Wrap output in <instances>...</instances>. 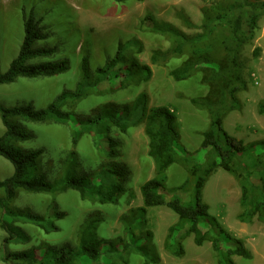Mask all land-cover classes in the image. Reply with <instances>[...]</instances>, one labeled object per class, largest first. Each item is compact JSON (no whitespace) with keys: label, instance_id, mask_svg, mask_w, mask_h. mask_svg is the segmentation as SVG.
Wrapping results in <instances>:
<instances>
[{"label":"trees","instance_id":"obj_1","mask_svg":"<svg viewBox=\"0 0 264 264\" xmlns=\"http://www.w3.org/2000/svg\"><path fill=\"white\" fill-rule=\"evenodd\" d=\"M117 3L129 0H113ZM23 36L6 69L0 64V89L20 80L52 78L68 73L73 64L67 57H58L57 44H49L51 32L43 24L44 14L37 18L35 9L22 10ZM264 17V1L235 0L221 8H205L199 26L186 16L182 21L199 32L187 34L166 22H158L150 14L140 21L142 30L171 41L166 51L154 50L149 63L162 65L172 58H184L170 70L175 82H182L203 71L209 93L193 98L190 103L207 112L208 127L202 135L198 152L203 162L182 149L176 112L168 106H149L147 93L141 91L129 104H104L88 115H76L74 107L91 96H104L130 86H139L152 77L150 64L137 56L143 52L139 40L120 41L114 52L106 55L101 66L91 69L90 58L83 51L77 62L78 76L72 89H63L43 106L32 102L6 104L0 99V158L12 169L0 179V230L4 237L0 244L2 264H127L130 253L142 258L143 264H157L158 256L152 244L153 236L146 231L147 209L165 207L176 216L168 227L163 248L173 257L182 258L184 244L192 238L195 246L209 243L217 257V264H235L233 257L249 260L250 252L243 242L222 227L209 213L202 190L208 177L217 169L230 174L239 185L240 197L237 221L252 223L257 219L264 225V140L245 143L229 135L223 126L225 110L239 107L236 92L245 88L239 74V53L254 39ZM222 51L220 58L215 52ZM255 50L254 55H258ZM221 106V107H220ZM222 107H224L223 110ZM71 109L72 111H67ZM257 113L264 116V99L257 105ZM23 122H50L70 128L73 148L61 163H46L44 147L26 149L23 144L35 140V133ZM142 126L148 139V157L154 166V176L139 186L142 207L132 209L125 217V242H110L97 238L104 217L92 212L84 217L77 229L75 245H52L40 241L31 245L25 226H34L43 235L58 233L65 213L55 196L73 191L80 201L100 205H115L125 191L128 169L120 160V142L114 132L126 134L129 128ZM103 162L90 174L79 168L76 148L84 137ZM180 164L185 177L180 184L167 185V171ZM20 194L50 196L43 213L29 207L17 206ZM27 246L11 250L12 247Z\"/></svg>","mask_w":264,"mask_h":264},{"label":"rangeland","instance_id":"obj_2","mask_svg":"<svg viewBox=\"0 0 264 264\" xmlns=\"http://www.w3.org/2000/svg\"><path fill=\"white\" fill-rule=\"evenodd\" d=\"M264 1V0H249ZM235 0H129L117 3L113 0H0V64L6 69L10 60L18 51L22 36V10L35 9L37 18L44 14L43 24L49 27L51 36L47 43L57 44L58 57H67L73 68L66 74L52 78L20 80L0 89V99L6 104L32 102L43 106L63 89H72L78 76L77 62L83 51L90 58L91 69L101 66L107 54L113 53L117 44L136 39L143 45V52L137 59L146 64L154 50L166 51L171 41L165 37L152 35L140 26L143 17L150 13L158 22H166L187 34L199 32L182 21V16L197 26L202 22L205 8H221ZM259 50L255 56V50ZM222 51L215 52L220 58ZM184 58H172L162 65L150 64L151 79L139 86H130L104 96H91L74 107V113L86 116L89 112L104 104H129L144 91L149 97V106H168L176 112L179 122L178 143L182 149L194 155L198 163L203 162L198 152L202 135L208 127L207 112L194 107L190 100L208 95L209 87L203 71L196 72L182 82H175L169 76L170 70L178 67ZM239 74L245 88L236 92L239 107L224 111L222 116L226 132L245 143L264 140V116L257 113V105L264 99V17L251 43L242 47L239 53ZM221 107V106H220ZM67 111H72L68 109ZM23 125L35 133V140L26 142L23 147L35 149L44 147L46 163H61L73 150L70 143L71 130L64 125L50 122L28 123ZM3 128L0 124V135ZM120 142L119 160L127 166L125 191L115 205H98L91 201H80L73 191L55 196L60 210L65 213L58 233L43 235L34 226H25L31 239V245L47 241L52 245H75L77 229L85 216L100 212L103 223L97 231V238L110 242H125V217L130 210L142 207L139 186L154 176V166L148 157V139L143 127L129 128L126 134L114 132ZM90 137L84 136L76 148L79 168L83 174L98 169L103 158L90 143ZM11 166L0 158V179L10 175ZM167 185L176 186L185 177L184 168L174 164L166 173ZM203 200L209 207V213L216 217L223 228L240 239L251 254L249 260L233 257L235 264H264V225L254 219L252 223L237 221L240 190L235 179L227 172L217 169L208 177L202 190ZM51 200L50 196L20 194L17 206L43 213ZM176 216L165 207L147 209L145 214L146 231L153 236L152 244L158 256L157 264H217V257L209 243L195 246L192 238L184 244L185 254L175 258L164 248L163 242L168 227L176 222ZM4 233L0 230V244ZM27 246L12 247L11 250L25 249ZM127 264H143L142 258L130 253ZM2 264V262H0Z\"/></svg>","mask_w":264,"mask_h":264}]
</instances>
